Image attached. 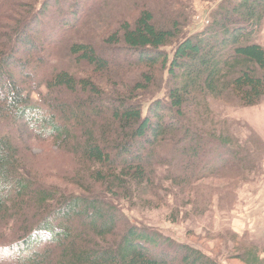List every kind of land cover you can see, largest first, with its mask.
<instances>
[{
  "label": "trees",
  "instance_id": "1",
  "mask_svg": "<svg viewBox=\"0 0 264 264\" xmlns=\"http://www.w3.org/2000/svg\"><path fill=\"white\" fill-rule=\"evenodd\" d=\"M92 1L0 0V264H218L126 225L115 202L156 194L169 148L179 156L166 177L175 187L253 169L209 101L249 108L264 98V47L255 40L264 0H222L211 26L193 34L174 17L157 25L144 0L108 19L93 14ZM77 28L100 31L105 50L95 46L101 34L61 36ZM39 143L75 164L60 179L74 190L39 176V162L28 161ZM239 260L264 264L257 248Z\"/></svg>",
  "mask_w": 264,
  "mask_h": 264
},
{
  "label": "rangeland",
  "instance_id": "2",
  "mask_svg": "<svg viewBox=\"0 0 264 264\" xmlns=\"http://www.w3.org/2000/svg\"><path fill=\"white\" fill-rule=\"evenodd\" d=\"M136 2L138 3V0ZM140 2L141 0L139 4ZM221 2L222 0H144L141 4L153 11L154 22L157 25H165L171 17H174L180 22H185L183 30L193 34L200 33L211 26L212 14ZM93 3L91 10L95 16L100 13L98 18L101 19L112 17L113 12L117 13L118 10L121 13L118 15L119 18L127 16L136 7L134 0H94L91 4ZM15 4H19V1ZM13 10L16 15L22 12L15 8ZM135 15L136 13L125 20L130 21ZM48 23V26L57 34L52 23ZM116 26L111 30H100L105 34ZM74 30L78 32H63L61 36L81 41L86 37L94 35L98 37L101 34L100 31L92 33L91 29ZM103 34L95 41V46L101 52L105 50L99 39ZM255 40L264 47V22ZM62 43L58 42L57 47ZM61 49H56V56L50 58L49 62L52 66L59 63L58 59L62 57ZM49 51H51L50 48L47 53ZM166 51L169 52L170 48ZM62 65L65 64L62 63ZM69 70L77 72L76 67H71ZM133 75L134 73H131L118 87L126 86ZM160 91L164 92V88ZM38 93L44 97L47 91L41 87ZM163 96L164 93H161L158 98ZM31 98L36 101L38 95L34 93ZM139 99L143 100L142 97ZM209 102L210 109L225 122L228 134L238 140L241 146L247 148L249 153L247 160L250 163L253 162V169H248V174L245 173L247 170L240 172L234 169L225 173L226 176L196 180L187 187H175V184L166 177L168 172H171L170 162L174 163V159H179V156L169 148L161 154L164 160L163 165H158L161 167L156 169L158 187L156 194L145 197V204L142 197L135 193L132 194V201L119 200L115 202V205L118 206L120 216L126 225L145 230L162 240L167 239L174 247L187 245L198 249L218 264H242L239 257L253 248H257L260 257L264 258V233L240 235L237 233L240 230L238 220H242L240 215L243 216V210L238 206L239 201L250 196L252 192L255 194L264 182V98L257 106L249 108L241 107L234 101L216 103L210 100ZM255 147L257 150L254 149ZM251 149L255 152L252 158L250 157ZM31 151L28 161L39 162L34 163V167L40 172L41 178L45 177L47 181L62 186L63 189L74 190L64 185L65 181H60L69 177L66 175L67 171L70 173L76 169L70 158L57 151L51 143L34 144ZM245 166L247 168V163Z\"/></svg>",
  "mask_w": 264,
  "mask_h": 264
},
{
  "label": "crops",
  "instance_id": "3",
  "mask_svg": "<svg viewBox=\"0 0 264 264\" xmlns=\"http://www.w3.org/2000/svg\"><path fill=\"white\" fill-rule=\"evenodd\" d=\"M264 178V175H263ZM252 192V191H251ZM238 206L243 210L242 220H238L240 230L237 233H264V182L261 187L250 196L242 198ZM237 206V207H238Z\"/></svg>",
  "mask_w": 264,
  "mask_h": 264
}]
</instances>
